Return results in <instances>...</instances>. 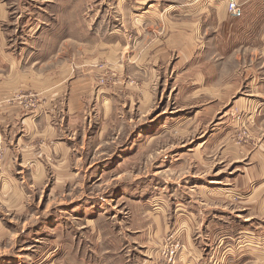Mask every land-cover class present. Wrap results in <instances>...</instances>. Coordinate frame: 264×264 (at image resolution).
<instances>
[{"label": "crops", "instance_id": "0c3cea01", "mask_svg": "<svg viewBox=\"0 0 264 264\" xmlns=\"http://www.w3.org/2000/svg\"><path fill=\"white\" fill-rule=\"evenodd\" d=\"M127 1L142 17L124 11L107 33L95 23L89 35L83 1L0 0L1 203L20 206L28 192L16 184L41 183L51 166L65 181L69 155L63 143L73 131L97 126L99 139L118 120H146L157 105L148 95L158 91L150 89L164 88L168 73L172 103L188 106L192 111L183 118L208 133L188 158L177 157L179 179L188 184L175 187L170 221L145 209L140 223L149 234L155 227L158 236L171 227L197 262L214 229L231 239L227 231L233 229L235 242H218L223 253L264 264V0H235L238 17L228 13V0ZM181 71L188 78L184 90L176 79ZM233 97L240 115L247 108L254 112L231 121L224 108ZM247 121L251 140L234 144L233 134ZM52 135L60 144L56 165L46 160ZM217 215L226 219L214 228ZM228 217H235L234 225ZM149 256L136 264H156Z\"/></svg>", "mask_w": 264, "mask_h": 264}, {"label": "rangeland", "instance_id": "374dc122", "mask_svg": "<svg viewBox=\"0 0 264 264\" xmlns=\"http://www.w3.org/2000/svg\"><path fill=\"white\" fill-rule=\"evenodd\" d=\"M80 1L84 4L89 35L95 23L100 33H107L110 22H114L115 17L120 22L124 11L137 18L143 15L132 13L135 11L127 0ZM184 66L187 64L182 65V69ZM108 70V66L104 67L101 75L106 77ZM182 72L176 75L177 85H185L184 81L188 80L183 78ZM167 75L164 88L150 89L158 91L154 97L148 95L157 105L146 120L144 116L118 120L108 126L99 139L95 136L97 126L73 131L74 136L70 135L63 143L69 155L65 181H60L58 167L51 166L41 183L16 184L24 190L27 188L28 192L20 206H16L17 202L11 205L0 201V264H136V259L143 256L147 259L148 255L156 264L160 260L162 264H252L246 261L247 257L236 260V253L235 257L226 255L223 247L218 246L219 240L235 242L237 235L233 229L227 231L228 237L233 239L223 237L224 234L214 229L211 245L197 262L194 255L184 253L187 251L184 241L171 227L158 236L152 232L155 227L149 234L148 228L144 229L140 223L145 209L154 214L165 213L170 221L175 187L188 184L186 178L179 179L183 169L178 166L177 157L183 154L188 158L208 133L196 123L189 125L190 120L183 118L192 111L184 108L188 106L172 103V92L167 93V90L173 84V75ZM103 80L98 77L96 83ZM132 84L137 86L135 81ZM186 87L187 84L182 89ZM135 90L140 94L139 88ZM236 100V97L231 98L224 112H228L231 121L238 122L242 114L245 117L254 111L247 108L245 112L241 110L240 115ZM174 121L178 127L174 128ZM249 126L248 121L245 126L240 122V130L232 136L234 144L242 145L251 140ZM48 139L46 146L52 154L46 160L56 165L60 144L54 135ZM0 142H4L1 137ZM39 146L36 145V149ZM4 163V159L0 161L1 166ZM192 170L198 172L199 168L194 166ZM9 187L5 185L7 191ZM217 217L213 218L214 228L220 226L221 219H226L221 215ZM227 219L233 224L235 217ZM180 255H184L183 258L180 259Z\"/></svg>", "mask_w": 264, "mask_h": 264}, {"label": "built area", "instance_id": "2783aa9c", "mask_svg": "<svg viewBox=\"0 0 264 264\" xmlns=\"http://www.w3.org/2000/svg\"><path fill=\"white\" fill-rule=\"evenodd\" d=\"M227 10L231 15H234V16L241 15L240 5H238V3L235 0L227 1Z\"/></svg>", "mask_w": 264, "mask_h": 264}, {"label": "bare ground", "instance_id": "6f19581e", "mask_svg": "<svg viewBox=\"0 0 264 264\" xmlns=\"http://www.w3.org/2000/svg\"><path fill=\"white\" fill-rule=\"evenodd\" d=\"M240 9H241V7H240Z\"/></svg>", "mask_w": 264, "mask_h": 264}]
</instances>
